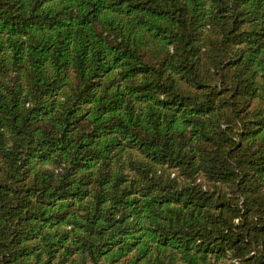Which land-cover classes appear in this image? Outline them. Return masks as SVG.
Masks as SVG:
<instances>
[{
    "label": "trees",
    "instance_id": "1",
    "mask_svg": "<svg viewBox=\"0 0 264 264\" xmlns=\"http://www.w3.org/2000/svg\"><path fill=\"white\" fill-rule=\"evenodd\" d=\"M0 264H264V0H0Z\"/></svg>",
    "mask_w": 264,
    "mask_h": 264
}]
</instances>
